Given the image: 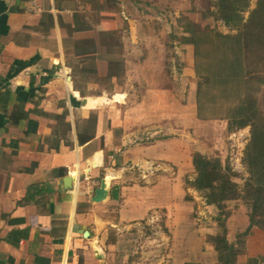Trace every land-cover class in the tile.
<instances>
[{
	"label": "crops",
	"instance_id": "obj_1",
	"mask_svg": "<svg viewBox=\"0 0 264 264\" xmlns=\"http://www.w3.org/2000/svg\"><path fill=\"white\" fill-rule=\"evenodd\" d=\"M76 1L0 0V264L216 262L206 239L217 231L216 222L205 237L195 231L194 207L179 196L187 191L183 177L196 173L195 151L205 154L194 144V131L215 121L229 128L228 120L207 105L199 109V76L195 83L172 67L167 72L160 30L147 23L130 31L140 48L138 57L125 60V88L89 92L97 82L86 87L73 70L88 63L75 54L78 40L116 31L104 18L112 8L98 11ZM76 9L85 13L80 23L91 29L71 34L66 25L74 27ZM180 45L185 69L195 71L194 45ZM83 98L101 101L89 105ZM103 179L107 195L95 201ZM142 220L155 229L147 237L157 242L153 254L122 256L116 249L120 232ZM162 225L167 234L157 229ZM111 229L117 231L113 237ZM198 241L203 245L194 250ZM246 246L241 262L263 254L264 229L253 227Z\"/></svg>",
	"mask_w": 264,
	"mask_h": 264
},
{
	"label": "trees",
	"instance_id": "obj_2",
	"mask_svg": "<svg viewBox=\"0 0 264 264\" xmlns=\"http://www.w3.org/2000/svg\"><path fill=\"white\" fill-rule=\"evenodd\" d=\"M95 5L98 11L111 8L118 0H82ZM108 5V7H107ZM245 13H248L246 16ZM52 14L50 13L49 16ZM85 13L75 10V25L68 26L69 32L91 29L90 25L80 23ZM204 16L214 20H222L233 33H224L216 27L202 26L190 17L182 18L183 30L187 33L180 37V41L192 43L195 47L196 70L201 77L198 83V105L204 108L201 99L204 84L220 88V97L230 104L226 112L213 113L218 118H225L229 122V130L235 131L250 126L251 139L247 143L245 163L249 171L241 188L233 179L236 175L228 161L223 163L219 156H209L195 151L193 164L196 176L187 179V183L199 191H203L206 202L215 204L219 213L215 216L217 231L207 234L206 239L217 253V261L203 263L199 261L185 264H264V253L248 256L244 262L239 256L247 253L246 241L253 227L264 229V92L260 97V85H264V70L262 67L255 72L253 64L264 63V0H257L252 7L251 0H212L211 7ZM181 20V21H182ZM84 22V21H82ZM81 24V25H80ZM95 37H82L78 40L75 54L89 63L73 67L74 72L96 74L98 72L96 60L99 46L106 48L107 54H113L117 46L106 42L112 33L97 31ZM112 40V39H110ZM100 44V45H99ZM212 44V49L206 45ZM215 60L210 61V55ZM207 60L204 70L200 68L199 58ZM205 70L207 73H205ZM125 73L124 60L110 57L107 60L106 73L99 81H110L113 77H122ZM99 78V77H98ZM256 82V84H254ZM214 104L218 100L213 99ZM215 109V108H214ZM199 116H202L199 114ZM233 199H243L249 207V222L246 228L238 233L237 240L228 237L227 219L231 215L227 202Z\"/></svg>",
	"mask_w": 264,
	"mask_h": 264
},
{
	"label": "rangeland",
	"instance_id": "obj_3",
	"mask_svg": "<svg viewBox=\"0 0 264 264\" xmlns=\"http://www.w3.org/2000/svg\"><path fill=\"white\" fill-rule=\"evenodd\" d=\"M256 1L257 0H251L252 7L256 4ZM76 3H79V1L77 0ZM211 4L212 0H164L163 3H155V1L153 0H118L111 7L113 13H105L107 15L104 14V18H108L109 20L107 26L111 27L112 25H114V31H116L112 35V38L108 37L109 40H107L106 42L120 44L121 46H117L113 54H107L106 48L99 44V54L96 60L98 72L96 74H90L86 72L80 73L81 81L86 85V87L87 82L89 81L97 82V86H94L89 91L91 93H100L103 90L107 92H113L115 87L117 89L125 88V73L122 77H116L115 82L105 80L99 81L100 76L105 75L107 60L110 57L123 59L125 65V60L127 58H135L139 56V52L137 50L140 48V46L136 42L137 38L136 40L132 41L130 31L132 27H140L143 26V24L147 23V25L151 26L152 31L160 30V42L162 45L161 56L164 57V59H167V72H169V68L171 70L172 67V69L179 75V77L185 74L188 76V81L190 77L193 78L194 82L196 83V79H198L196 78V76H199V73H197L196 70L197 60L195 56V71L193 70V67L188 66V69L186 70L183 60H180V58L185 57L186 53H182L183 51L180 52L181 55L177 53V51L181 50L180 44L182 41H180V37L183 35L181 33L184 32L182 24L185 20H182V18L188 16L202 26H211L218 29L220 28L223 30H220L222 32L227 31L224 33L235 32V30L231 31L229 27L223 23L222 20H214V18L212 17L204 16L205 11H207V9L211 7ZM245 15L247 16L248 13H245ZM95 38L98 40L97 34L95 35ZM153 39H155V35H151L149 39V42L152 45L154 43ZM205 47L206 49H212V44L206 45ZM213 50L214 49H212V51ZM212 55L213 53H211L210 55V61L215 60V57ZM87 62L89 63L90 60H88ZM199 62L200 68L202 69L207 65V60L203 56L199 58ZM77 66L80 67V65ZM262 67H264V63H260L259 65H252V69L255 72L259 71ZM191 73H193L192 76ZM205 73H207L206 70ZM178 82L181 83L180 78L178 79ZM254 84H256V82ZM262 89L264 92L263 84L260 85L259 93H256L258 97H260V95L263 93L261 91ZM219 93V87H212L206 83L202 88L201 99H203V103L207 105L209 110L210 108H212V111L210 112L212 114L221 112L225 113L226 110L230 107V104L225 103L226 100L223 97H220ZM213 99L218 100V102L214 104V102H212ZM100 101L101 99H98L96 101L87 99L86 104L99 105ZM262 107L264 109V105H262ZM207 124L210 126H207L205 128L203 127L202 129L194 131V144L205 151V154L209 156H219L222 159L223 163H226L228 161L231 168L236 173V175L233 176V179L237 181L242 188L245 179L249 175V171L244 159L247 143L251 139V129L249 130V132L246 131L240 134L239 131H231L229 130V128H226V125L221 121L210 122ZM234 132H237V134H234ZM195 176L196 173H186L185 177H183V187H185L187 191L185 197L179 196V200L187 201L192 204L194 208L191 211V217L194 218L195 221L193 223V229H196L195 231H200V233L205 237L207 229H215V216L219 213V209L217 206H213L211 209H209L208 207H205V204L201 203L202 200L206 201L204 196L205 192L196 190L195 188L193 189L187 183V179H193ZM227 206L231 211V215L227 219V224L230 226L229 236L231 239L237 240L238 233L242 232L247 226L246 223L248 219L249 207L243 199L229 200L227 202ZM210 211L214 212V214H211ZM158 217L159 222H162L165 219V216L163 214ZM157 229L162 230L164 234L168 233L164 225L160 227L157 226ZM154 230L155 229L152 228L151 224H148L146 220H142L136 223L134 226H131L129 230L126 229L121 231L120 240L116 248L117 251L121 253L122 256H125V252L130 251L135 255H140L143 258L148 259L150 257L149 255H151L148 253H152L150 252V250H154V247H156L157 243L152 239L147 240V237L149 235L153 236L154 234H156L152 232ZM115 231L116 230H110L111 237L117 234V231ZM125 235H129L130 237L126 236L125 238ZM201 245H203V243H201L200 241L194 242V250ZM165 248L166 243L162 245V248L159 247L158 250H165ZM207 258H210V256L208 255Z\"/></svg>",
	"mask_w": 264,
	"mask_h": 264
},
{
	"label": "water",
	"instance_id": "obj_4",
	"mask_svg": "<svg viewBox=\"0 0 264 264\" xmlns=\"http://www.w3.org/2000/svg\"><path fill=\"white\" fill-rule=\"evenodd\" d=\"M85 102H86V98H83L82 103L85 104ZM68 178H72V177H68ZM107 192L108 189L106 188V183L105 180L103 179L101 181L100 186L96 188L93 199L95 201H100L107 195ZM75 229L83 232L85 235H89V231L79 224H76Z\"/></svg>",
	"mask_w": 264,
	"mask_h": 264
}]
</instances>
